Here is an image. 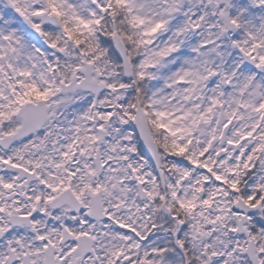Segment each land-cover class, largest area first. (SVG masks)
I'll use <instances>...</instances> for the list:
<instances>
[{"label": "snow or ice", "instance_id": "snow-or-ice-1", "mask_svg": "<svg viewBox=\"0 0 264 264\" xmlns=\"http://www.w3.org/2000/svg\"><path fill=\"white\" fill-rule=\"evenodd\" d=\"M0 264H264V0H0Z\"/></svg>", "mask_w": 264, "mask_h": 264}]
</instances>
